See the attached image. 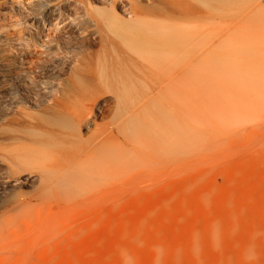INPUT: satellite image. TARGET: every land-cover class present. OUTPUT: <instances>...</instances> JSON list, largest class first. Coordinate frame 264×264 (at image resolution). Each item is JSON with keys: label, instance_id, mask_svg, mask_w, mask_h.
<instances>
[{"label": "rangeland", "instance_id": "374dc122", "mask_svg": "<svg viewBox=\"0 0 264 264\" xmlns=\"http://www.w3.org/2000/svg\"><path fill=\"white\" fill-rule=\"evenodd\" d=\"M111 17L180 44L80 92L76 60L115 71ZM0 264H264V0H0Z\"/></svg>", "mask_w": 264, "mask_h": 264}, {"label": "bare ground", "instance_id": "6f19581e", "mask_svg": "<svg viewBox=\"0 0 264 264\" xmlns=\"http://www.w3.org/2000/svg\"><path fill=\"white\" fill-rule=\"evenodd\" d=\"M86 23L88 24V27L91 26L90 25V22L86 21ZM95 24H94V27L95 26L97 27V25H95ZM98 24H99V22H98ZM84 30H85V28L82 30L81 33H83ZM42 31H43V29L41 27H37V31L34 32V33H32L30 35V38L34 42V44H37L36 38H39V35H41V34L43 35ZM52 31H54V32H60V31H62V29H60L58 27H50V28H48L47 31H44L45 34H46V36H42V37L45 39L46 42L49 41V39H50V33H52ZM85 31L88 32L87 30H85ZM160 31H163V32H160ZM98 35L101 38L104 37L105 40H106V42H105L106 43V46H109L108 49H106V51L104 53V56H107V57H110L111 59H113V61H115L114 64L117 62L116 66L114 68L115 71H112V69H107V67H108L107 65H106L105 68L99 67V66L97 67L96 64L93 63L92 60H90V58H88V59L82 58L81 60H76V62L78 63V69H76L74 71V77L71 76L69 78V81L70 82H77V88L79 89L80 92L84 91V89L86 88L83 85L84 82H87V83L90 82V83L96 85L97 88H98L99 85H101L99 88L101 90H103L104 92H107L106 91V86H107L108 83L115 82V81L128 80L129 77H127L126 75H124L122 71H119L121 68L123 69V67H125V63L132 64V61L133 60H139V57H143L146 60L159 61V62L164 61L165 62V61L169 60V57L173 54L175 48L178 46V44H180V36H178V34H176L172 30V27H169V26H167L165 24H153V23H146V22L145 23H139L138 22L135 25H133V24L130 25V23H128V24L125 23L124 24V23L118 21L117 19H115L114 17H111L109 19V24H108V27L105 30V32L101 31V32L98 33ZM88 36L89 37H87V36L84 37V34H82L81 37H80L81 41L82 42H87V43H91L92 41L95 42L92 36H90V35H88ZM99 43L100 44H103L102 40H99ZM41 44L39 43V45H41ZM88 56H90V57L98 56L99 57L100 54L99 53L90 52L88 54ZM109 63L112 64V61H110ZM26 81H28L29 83H31V85L35 86V82H34V78L33 77H31L30 79H27ZM167 83H168V81H167ZM163 86L164 85H162L161 87H163ZM25 89H26V87L23 85L21 91L22 90H25ZM104 92H101L99 94L98 93H94V94L88 95V101L91 102L90 107H88L89 105H86V103H85V105L87 106V108H84L85 109L84 111H81V112L76 113V114L75 113H72V111L68 109L67 103L65 102V100L62 97H60V98L54 97L52 99V104L55 105V107L60 108L61 111L62 110H69V111H67L68 114H66V115H68V117L70 118L69 119V123L72 124V127L73 128L74 127H84V126H87V123H88L87 117L89 116L90 112L93 111V109L95 107L98 108V111L97 112H99L101 116L104 115L105 112H107V109L109 108V105L108 104L101 105L100 107L98 106V100L100 98L99 96L104 95L103 94ZM158 92H159V90H158ZM158 92H155V93H158ZM36 94H38V93H36ZM147 94L149 95L151 93H147ZM150 96H152V95H150ZM72 99L74 100L73 97H72ZM142 99L144 100V98H142ZM70 101H72V100H70ZM80 104L83 105V103H80ZM79 108L81 109L83 107L81 106ZM54 109L56 110V108H54ZM129 116H131V115H129ZM63 117H65V115ZM48 118H50V117H48ZM61 123L62 122H60V124ZM119 125H120V123H119ZM119 125H117V126H119ZM32 126H33V124H32ZM33 127H35V126H33ZM114 127H115V125H114ZM36 128L39 129V127H36ZM112 128H113V126H112ZM107 129L109 130L111 128H107ZM115 129H117V128L115 127ZM39 130L42 131L44 129L42 128V130H41V128H40ZM105 130H103V131H105ZM103 131H100L99 132V133H102L103 134V136L102 135L101 136L104 137V138L105 137H108L109 134L108 135L106 134L107 131H105V133H103ZM110 131H111L110 138H113L114 136L111 137V135L113 133L112 132V129ZM46 132L47 131H45V133ZM42 133H43V131H42ZM55 133H56V140H54L53 142H50L49 143V145H51V147H53V149H54L53 151L54 152H60V153H62V151L63 152L69 151L70 150L69 147L67 145L64 146V143L63 142H65V139H67L68 141H69V139L72 140L74 136L72 134H68L67 131H66V133H65V131H58V129L57 130L55 129ZM107 133H109V131ZM74 134H75V131H74ZM105 134H106V136H105ZM76 135H78V134H76ZM99 137L100 136H98L97 139L100 142ZM118 137H120V136H118ZM94 141H96L95 138H94V140H92V142H93L92 144H94ZM32 142H33V140H32ZM143 142H144V140H143ZM36 143H37V141H36ZM45 143H47V142H45ZM89 143H91V141H89ZM69 144H70V141H69ZM83 144H85V143H83ZM34 145H37V144H34ZM88 145L90 146V144H88ZM95 146H96V144H94V146H92L91 148H93ZM86 148L88 149V147H86ZM134 148H135V146H134ZM134 148H132V149L134 150ZM99 150H100V148H99ZM135 151H136V149H135ZM77 157H75V158H77ZM79 159H81V157ZM79 159H77V160H79ZM70 161H71V157H70ZM75 162H77V161H74V164H75ZM71 164L73 165V163H71ZM61 168H63V167H61ZM68 168H70V166ZM59 170H62V169H59ZM62 171H61V173H62ZM57 173H59V171ZM58 177H59V175H58ZM67 183L68 182H63L62 185H65Z\"/></svg>", "mask_w": 264, "mask_h": 264}]
</instances>
